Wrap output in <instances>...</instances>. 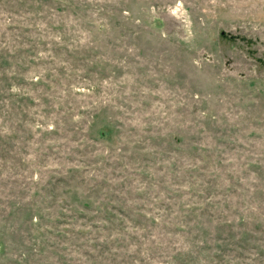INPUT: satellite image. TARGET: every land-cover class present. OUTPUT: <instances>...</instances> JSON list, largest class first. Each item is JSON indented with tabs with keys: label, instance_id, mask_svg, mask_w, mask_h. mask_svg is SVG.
Segmentation results:
<instances>
[{
	"label": "rangeland",
	"instance_id": "1",
	"mask_svg": "<svg viewBox=\"0 0 264 264\" xmlns=\"http://www.w3.org/2000/svg\"><path fill=\"white\" fill-rule=\"evenodd\" d=\"M0 264H264V0H0Z\"/></svg>",
	"mask_w": 264,
	"mask_h": 264
},
{
	"label": "trees",
	"instance_id": "2",
	"mask_svg": "<svg viewBox=\"0 0 264 264\" xmlns=\"http://www.w3.org/2000/svg\"><path fill=\"white\" fill-rule=\"evenodd\" d=\"M238 246H240V245H238Z\"/></svg>",
	"mask_w": 264,
	"mask_h": 264
}]
</instances>
